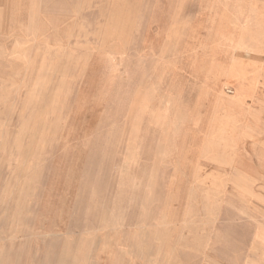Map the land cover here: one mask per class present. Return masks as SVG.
I'll return each instance as SVG.
<instances>
[{"label": "rangeland", "instance_id": "rangeland-1", "mask_svg": "<svg viewBox=\"0 0 264 264\" xmlns=\"http://www.w3.org/2000/svg\"><path fill=\"white\" fill-rule=\"evenodd\" d=\"M209 28L207 54L192 57L199 41L209 42ZM263 28L264 0H0V159L8 162H0V171L12 175L28 162L35 183L27 185L24 203L45 224L66 220L93 148L106 138L101 131L106 123L114 138L105 154L107 196L100 204L132 206L135 197L123 184L135 170L130 144L150 111L132 114L124 107L109 121L106 112L132 56L142 97L161 68L159 57L168 55V42H178L176 58L178 52L182 58L175 68L191 72L172 92L171 120L156 128L157 165L169 174L162 212L176 227L178 244L200 249L216 226L226 223L235 232L245 228L243 220H264V206H210L213 194L227 193L232 185L226 168L208 159L212 150L231 147L238 166L256 165L244 161V124L229 129L215 120L208 74L228 50L239 74L251 60L264 61V48L255 55L256 49L238 45L253 44ZM221 90L228 94L225 83ZM158 105L159 97L151 106ZM186 202L191 206H181ZM89 223H95L93 217Z\"/></svg>", "mask_w": 264, "mask_h": 264}, {"label": "bare ground", "instance_id": "bare-ground-1", "mask_svg": "<svg viewBox=\"0 0 264 264\" xmlns=\"http://www.w3.org/2000/svg\"><path fill=\"white\" fill-rule=\"evenodd\" d=\"M136 25L128 39L129 51ZM212 33L209 28V42L199 41L192 57L207 54ZM253 42L246 46L240 40L238 45L249 51L256 49L254 54L261 53L264 48V28ZM177 44L168 42V55L159 57L161 68L154 74L153 82L142 97L138 92L143 87L139 90V83L135 86L138 63L132 56L133 60L126 64L106 112L109 121L115 119V113L124 107H129L132 114L135 111L142 114L143 108L150 111L148 119L141 120L142 126L137 130L138 133L134 132L130 144L136 154L131 161L135 170L128 174L123 184L127 193L135 197L132 206L113 201L109 206L100 204L107 196L103 179L107 162L105 154L114 138V128L105 123L101 131L106 138L93 148L89 171L80 183L74 207L66 220L45 224L40 213L24 203V198L29 195L30 188L27 185L35 183L28 177V162L20 161L22 164L16 167L12 175L0 171V264H247L243 256L250 249L249 241L236 236L234 229L227 228L226 223L218 224L209 243L200 249L178 244L176 227L169 215L162 212V196L169 174L157 165L159 148L156 128H160L166 119L171 120L174 106L172 92L191 72L175 68L182 58L180 52L176 58ZM229 51L218 56L208 74L212 83L209 92L212 91L216 99L214 114L217 123L235 129L243 126L244 116L249 115V107L242 103L243 78L232 68L230 62L233 57H230ZM1 55L5 57L6 53L2 52ZM166 79L169 82H166L168 85L165 87ZM222 83H225L228 94L221 90ZM132 94H137L139 98L130 99ZM158 97L159 105L155 109L151 104ZM127 136L123 134V139L127 140ZM1 146L0 142V152ZM211 152L213 154L208 159L226 168L230 174V185L250 189L260 185L259 181L245 183L239 178L243 176L242 169L235 163L231 147ZM0 162L8 164L7 159H0ZM178 201L179 197L176 196L173 206ZM185 206H190V203L186 202ZM244 215L241 212L240 219H244ZM91 217L95 220L92 225L89 223ZM229 222H234L232 214Z\"/></svg>", "mask_w": 264, "mask_h": 264}, {"label": "crops", "instance_id": "crops-1", "mask_svg": "<svg viewBox=\"0 0 264 264\" xmlns=\"http://www.w3.org/2000/svg\"><path fill=\"white\" fill-rule=\"evenodd\" d=\"M258 54L261 53L255 55ZM241 75L243 78L242 103L245 107H249V115L244 116L243 120L246 131L244 161L256 165L241 166L243 176L239 178L245 183H251L252 180L259 181L260 185L256 189L232 185L227 193L213 194L210 206H264V140H262L264 137V61L251 60L250 64L243 67ZM235 162L239 163V160ZM206 204L201 205L206 206ZM242 224L245 228L235 231L234 234L250 243V249L243 256L245 262L264 264V242L260 241L264 238V220L246 219L242 221Z\"/></svg>", "mask_w": 264, "mask_h": 264}]
</instances>
